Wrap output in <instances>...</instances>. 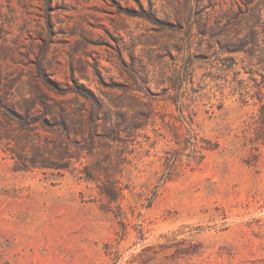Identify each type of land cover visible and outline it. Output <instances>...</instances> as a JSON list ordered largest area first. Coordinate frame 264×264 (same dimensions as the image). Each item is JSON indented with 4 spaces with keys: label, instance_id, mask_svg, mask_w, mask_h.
<instances>
[{
    "label": "rangeland",
    "instance_id": "rangeland-1",
    "mask_svg": "<svg viewBox=\"0 0 264 264\" xmlns=\"http://www.w3.org/2000/svg\"><path fill=\"white\" fill-rule=\"evenodd\" d=\"M0 264H264V0H0Z\"/></svg>",
    "mask_w": 264,
    "mask_h": 264
}]
</instances>
